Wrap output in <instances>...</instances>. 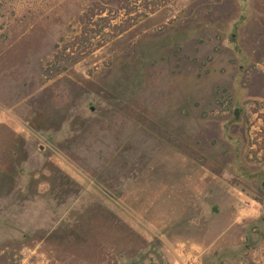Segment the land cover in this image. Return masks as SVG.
Returning <instances> with one entry per match:
<instances>
[{"label": "rangeland", "instance_id": "obj_1", "mask_svg": "<svg viewBox=\"0 0 264 264\" xmlns=\"http://www.w3.org/2000/svg\"><path fill=\"white\" fill-rule=\"evenodd\" d=\"M94 1L0 0V264H264V0Z\"/></svg>", "mask_w": 264, "mask_h": 264}, {"label": "trees", "instance_id": "obj_2", "mask_svg": "<svg viewBox=\"0 0 264 264\" xmlns=\"http://www.w3.org/2000/svg\"><path fill=\"white\" fill-rule=\"evenodd\" d=\"M115 1V2H114ZM97 0L79 17V32L61 45L53 63L88 56L132 29L141 19L152 16L176 0ZM114 2V3H113Z\"/></svg>", "mask_w": 264, "mask_h": 264}]
</instances>
